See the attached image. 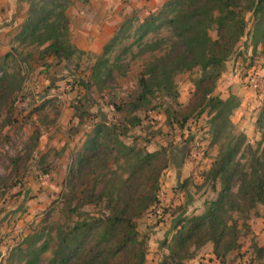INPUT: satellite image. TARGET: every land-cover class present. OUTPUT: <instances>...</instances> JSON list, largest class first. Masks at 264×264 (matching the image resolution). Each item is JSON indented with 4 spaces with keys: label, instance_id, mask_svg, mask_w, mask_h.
<instances>
[{
    "label": "rangeland",
    "instance_id": "rangeland-1",
    "mask_svg": "<svg viewBox=\"0 0 264 264\" xmlns=\"http://www.w3.org/2000/svg\"><path fill=\"white\" fill-rule=\"evenodd\" d=\"M25 1L26 15L32 13L35 23L41 14L57 22L59 50L54 53L47 47L51 40L42 42L46 28L36 32L29 27L30 34L22 32V23L0 36V264H23L18 249L26 247L28 237H36L35 247L41 248L38 262L47 264L59 227L71 226L85 213L97 216L108 211L105 202L87 203L84 196L94 184L98 192L101 174L118 169L120 163L110 141L102 139L97 153L85 149L88 136L100 122L119 132L127 127L120 137L126 144L148 151L165 149L158 191L162 215L158 217L150 208L136 219L138 237L145 240V264H160L169 255V243L183 213H203L217 196L221 183L212 182L209 170L223 142L235 135L245 136L237 156L241 169L264 162V46L260 45L257 54L250 37L244 36L227 59L217 81L218 93H214L233 94L237 105L229 116L227 131L214 143L207 109L193 113L182 126L167 115L168 110L185 113L194 80L201 74L199 66L176 73L172 91L155 90L136 109L129 106L139 93L141 71L161 53L143 52V42L165 36L166 29L137 40L135 26L146 16L140 20L134 13L129 18L132 26L125 27L123 37L106 54V64L94 70L102 52L74 47L68 19L64 29L56 16L60 5L66 9L71 0ZM244 17L251 29V12L244 10ZM209 33L218 36L216 25ZM252 69L260 80L257 87L246 80ZM230 80L237 87L235 92L233 83L228 85ZM136 119L140 122L133 125ZM176 150L181 153L178 163L171 157ZM82 155L87 162H81ZM172 164L186 169L171 189L173 195L164 192L161 182ZM233 215L240 227L239 247L225 255L223 264H264V253L259 255L254 248L260 241L264 203ZM208 244L212 242L199 243L191 250L205 255Z\"/></svg>",
    "mask_w": 264,
    "mask_h": 264
},
{
    "label": "trees",
    "instance_id": "trees-1",
    "mask_svg": "<svg viewBox=\"0 0 264 264\" xmlns=\"http://www.w3.org/2000/svg\"><path fill=\"white\" fill-rule=\"evenodd\" d=\"M60 7L56 16L67 29L65 6L61 4ZM244 10L251 12V29L246 26ZM27 20L22 32L29 31V27L36 32L48 29L42 42L51 40L47 47L57 53V22H50L41 14L35 23L32 13ZM214 25L218 29L215 38L209 33ZM126 26H132V19H125L118 25L104 45L94 70L106 64V54L123 37ZM162 29L168 34L143 42V52L159 50L161 53L149 60L141 71L139 93L129 103L130 108L136 109L155 90L172 91L176 73L199 66L201 74L194 80L185 113L168 110L167 115L182 126L193 113L201 114L207 109L212 140L219 142L231 124L229 116L237 105V98L233 94L226 98L215 94L217 81L227 59L244 36L250 37L254 50L258 45L264 46V0H165L157 11L149 12L137 23L134 32L138 34L137 40H144L147 35ZM29 32L31 34L32 30ZM179 116H182L181 121ZM139 122L140 119H136L133 125ZM128 130L126 127L119 132L115 126L101 122L94 126L85 149L97 153L102 139L110 141L117 149L116 160L120 163L118 169L101 174L98 192L94 184L86 189L84 196L87 203L105 202L108 211L97 216L85 213L71 226L59 227L47 264H145V240L138 237L136 219L158 206L165 149L148 151L124 143L120 137ZM244 138V135H235L220 145L209 170L212 182L221 183L217 196L209 201L203 213H183L175 225L169 255L160 264H184L186 259L195 256L191 248L206 241L212 242L213 253L223 264L225 255L239 247L240 227L233 214H245L255 204L264 203V162L249 170L239 166L237 156ZM81 159V162L88 161L85 155ZM73 210L76 212L78 207ZM26 241V247L18 249L21 262L40 264L41 248L35 247L36 237H28ZM257 251L262 255L264 247H258Z\"/></svg>",
    "mask_w": 264,
    "mask_h": 264
},
{
    "label": "crops",
    "instance_id": "crops-1",
    "mask_svg": "<svg viewBox=\"0 0 264 264\" xmlns=\"http://www.w3.org/2000/svg\"><path fill=\"white\" fill-rule=\"evenodd\" d=\"M165 0H71L70 6L65 9V15L68 19V30L70 32V42L74 47L100 54L104 45L110 40L116 31L118 25L127 18L132 17L134 13L142 20L151 11L158 9ZM27 5L25 0H0V36L11 32L14 28L20 26L28 17L26 15ZM22 26V31H23ZM260 46L255 50L259 54ZM239 59V58H238ZM236 59L237 62L239 60ZM235 60V57L232 58ZM233 81L230 80L229 84ZM233 92L237 90L235 84L232 86ZM219 87L214 92L218 93ZM216 93V94H217ZM229 94L219 95L226 98ZM180 151L176 150L171 153L174 163H178ZM173 163V164H174ZM168 168L163 174V188L167 194H174L171 189L180 180V177L186 174V169L181 168L178 164ZM165 184V186H164ZM170 186V187H169ZM168 187V189H167ZM160 198V197H159ZM151 218L148 219V221ZM161 223L155 226V230L160 228ZM262 227L260 231V241L256 247H264V220L259 221ZM255 230V233H259ZM157 232L156 234H160ZM263 235V236H262ZM212 245L207 246L205 255L199 253L190 258L186 264H222L213 253ZM253 248V250H254ZM252 252V250L250 251Z\"/></svg>",
    "mask_w": 264,
    "mask_h": 264
},
{
    "label": "built area",
    "instance_id": "built-area-1",
    "mask_svg": "<svg viewBox=\"0 0 264 264\" xmlns=\"http://www.w3.org/2000/svg\"><path fill=\"white\" fill-rule=\"evenodd\" d=\"M247 82L249 83V85L251 87H257L260 83L259 77L257 76V71L255 69H252L248 75H247ZM159 206H156L153 210L155 215H157L158 217L160 215H162V209Z\"/></svg>",
    "mask_w": 264,
    "mask_h": 264
}]
</instances>
